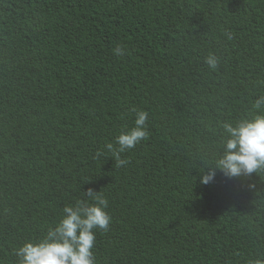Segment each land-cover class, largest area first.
Here are the masks:
<instances>
[{
	"label": "trees",
	"instance_id": "1",
	"mask_svg": "<svg viewBox=\"0 0 264 264\" xmlns=\"http://www.w3.org/2000/svg\"><path fill=\"white\" fill-rule=\"evenodd\" d=\"M259 96L264 0H0V264L89 188L112 217L96 264L264 259V177L199 180L218 122L251 118ZM133 109L149 138L117 167L105 145Z\"/></svg>",
	"mask_w": 264,
	"mask_h": 264
},
{
	"label": "clouds",
	"instance_id": "2",
	"mask_svg": "<svg viewBox=\"0 0 264 264\" xmlns=\"http://www.w3.org/2000/svg\"><path fill=\"white\" fill-rule=\"evenodd\" d=\"M228 40L231 33H225ZM117 56L126 54V49L117 46L113 49ZM204 63L213 71L220 64L215 54H209ZM251 118L242 117L237 121H219L222 133L213 148H207L200 156L203 171L201 184L214 183L218 173L225 179L250 178L253 174L264 177V96L256 98ZM134 125L125 128L115 138V142L105 145L116 161L117 167L129 163L121 154L133 149L149 138L148 117L144 110H136ZM96 158L104 155L96 152ZM254 188V184L249 185ZM86 200H78L74 205H66L54 227H50L43 238L36 242H26L15 250L19 264H96L94 246L97 229L108 231L112 217L109 214V201L91 188ZM91 201V202H90ZM249 264H264V259L250 261Z\"/></svg>",
	"mask_w": 264,
	"mask_h": 264
}]
</instances>
